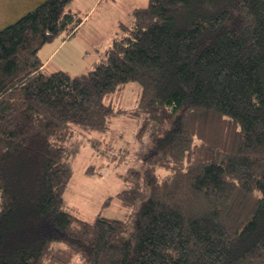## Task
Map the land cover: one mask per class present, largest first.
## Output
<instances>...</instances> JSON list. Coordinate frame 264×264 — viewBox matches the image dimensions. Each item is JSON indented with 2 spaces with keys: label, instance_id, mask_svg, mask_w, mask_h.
Here are the masks:
<instances>
[{
  "label": "trees",
  "instance_id": "trees-1",
  "mask_svg": "<svg viewBox=\"0 0 264 264\" xmlns=\"http://www.w3.org/2000/svg\"><path fill=\"white\" fill-rule=\"evenodd\" d=\"M70 1L0 29V264H264V0H147L74 74L39 55L82 22ZM130 85L152 126L115 195L134 217L83 219L64 143L108 128Z\"/></svg>",
  "mask_w": 264,
  "mask_h": 264
},
{
  "label": "rangeland",
  "instance_id": "rangeland-1",
  "mask_svg": "<svg viewBox=\"0 0 264 264\" xmlns=\"http://www.w3.org/2000/svg\"><path fill=\"white\" fill-rule=\"evenodd\" d=\"M18 1L0 0V9L6 4L17 6ZM40 1L43 0H22L13 13L6 15L5 12H0V29L33 9ZM146 3L147 0H71L68 8L76 11L79 17H85L86 21L74 41H67L57 48L46 68L50 71L63 68L72 74L87 71L93 67L92 60L105 57L107 40L110 39V45L111 38L121 33V25L130 24L132 10ZM63 37L59 35L46 43L45 50L56 47L64 40ZM82 48L86 49L82 51ZM135 92L136 88L133 86L125 89L121 102L113 105L118 114L111 119L109 127L104 131L86 132L75 127L72 137L64 143L69 151L72 174L63 196L68 205L78 209L83 219L93 220L99 214L116 218L131 214L134 217V208L122 206L115 195L125 188L123 178L127 171L142 165V154L147 151L151 142L149 130L152 126L149 124L139 134L143 126V116L126 113L135 112L137 108ZM42 220L45 221V226L39 229L41 234L47 231L55 236L60 234L49 216Z\"/></svg>",
  "mask_w": 264,
  "mask_h": 264
},
{
  "label": "crops",
  "instance_id": "crops-1",
  "mask_svg": "<svg viewBox=\"0 0 264 264\" xmlns=\"http://www.w3.org/2000/svg\"><path fill=\"white\" fill-rule=\"evenodd\" d=\"M21 1L22 0H19L18 1V3H17V6H19V4L21 3ZM96 0H94V2H95ZM41 2V1H40ZM17 6H14V5H12V7H11V5H9V4H7L6 6H4V8H3V10H2V12H5L6 13V15H9L10 13H13L14 11H15V9L16 8H19V7H17ZM11 8V9H10ZM85 17H83V19H82V22L77 26V28H76V30L70 35V36H67V37H64V40H61L60 42H59V44L56 46V47H54L53 49L51 48V50H49V48H46V49H48V50H45V45H43L41 48H40V52H39V55H40V58L42 59V61L44 62V65H45V67H46V65H47V63H48V61L53 57V53L57 50V48L60 46H62V45H64V44H66L67 43V41H70V40H72V41H74L75 40V38L77 37L76 35H78V31L81 29V27H82V25L85 23ZM66 39V40H65ZM112 39V38H111ZM109 42H110V39H108L107 40V43H105V46H109ZM79 43H80V45L82 46V43L79 41ZM106 47V48H107ZM86 48H82V51L83 50H85ZM40 53H42V54H40ZM81 55H82V52L80 53ZM97 61V60H96ZM96 61H94V60H92L91 61V63L93 64V63H95ZM59 69H63V68H59ZM65 70H67V69H65ZM70 72V71H69ZM71 73V72H70Z\"/></svg>",
  "mask_w": 264,
  "mask_h": 264
},
{
  "label": "flooded vegetation",
  "instance_id": "flooded-vegetation-1",
  "mask_svg": "<svg viewBox=\"0 0 264 264\" xmlns=\"http://www.w3.org/2000/svg\"><path fill=\"white\" fill-rule=\"evenodd\" d=\"M6 5H7V4H6ZM6 5H3V6L1 7V9H0V12H2V10H3L4 6H6Z\"/></svg>",
  "mask_w": 264,
  "mask_h": 264
}]
</instances>
